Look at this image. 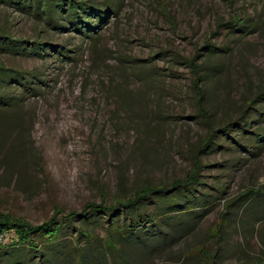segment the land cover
Listing matches in <instances>:
<instances>
[{
  "label": "rangeland",
  "instance_id": "374dc122",
  "mask_svg": "<svg viewBox=\"0 0 264 264\" xmlns=\"http://www.w3.org/2000/svg\"><path fill=\"white\" fill-rule=\"evenodd\" d=\"M78 1L85 11L73 19L45 13L54 0H0L1 33L45 44L42 54L0 47V64L31 72L39 88L3 82L17 104L0 109V212L39 224L121 202L114 221L125 229L155 215L137 239L110 235L113 249L107 215L76 219L72 239L80 228L96 234L82 241L86 264L264 260V139L242 148L264 135V0ZM197 167L199 183L124 206ZM16 239L3 238L0 264L24 262Z\"/></svg>",
  "mask_w": 264,
  "mask_h": 264
},
{
  "label": "trees",
  "instance_id": "16d2710c",
  "mask_svg": "<svg viewBox=\"0 0 264 264\" xmlns=\"http://www.w3.org/2000/svg\"><path fill=\"white\" fill-rule=\"evenodd\" d=\"M83 2L78 0H54L52 4H46V9L44 10L45 13L48 11L52 15H56L57 12H61L64 15L72 16L73 19L77 18L79 19L81 14L78 13V10L81 8L83 11L85 8V4H82ZM78 21L77 23H81L80 20H74ZM80 31L79 29H77ZM40 40L34 39L32 41H26L24 39H14L10 35H4L0 32V47L6 46L7 48L12 47L17 50H20L22 52L27 51V47H30V53H40V50L45 51L44 46L45 44L42 42H39ZM199 59V55L194 56L193 58L189 59L188 62L192 68V71L197 75L196 79L194 80V83L198 85L199 81L201 80V73L199 71V65L197 63V60ZM31 72H19L17 70L7 68L4 65L0 64V109H9V108H16V103L11 105L9 102L6 101V91L5 87L3 85L4 80L9 77H15L14 81L17 82L18 85L23 86L25 89H29L30 91H36L39 89L35 82V76L34 79H31L30 76ZM200 89V88H199ZM204 93L202 90L200 100H204ZM10 99V98H9ZM236 125V124H234ZM233 126V125H232ZM241 129L242 126H240ZM232 128L225 130H220L224 134L228 135L227 131H230ZM237 130V129H235ZM256 134V133H255ZM262 133L257 132L258 138H251V142L248 141L247 144H245L242 148L249 150L250 147H252V144L255 143V146L257 147L258 143L264 139V135L262 136ZM212 133L205 141V145L203 149H206L209 144L212 142V139L214 138ZM259 140V141H258ZM202 150V149H201ZM197 169L194 170V173H191L185 180H179L172 184L171 188L167 186H156V187H150L147 186L139 191H137L134 195H132L129 199L125 200L126 202H123L124 206L126 207L131 205H136L137 202L143 201L147 198H149L152 194L158 193V192H165V193H171L173 191L174 187L181 186L182 184H185L186 186H189L190 183H199V181L196 180L195 175L197 174ZM201 184V183H200ZM182 188V187H181ZM180 192V190H178ZM187 194H190L189 192H186ZM196 194V191L194 192ZM199 193L198 198L202 200L203 202H208V199L205 197L204 194ZM177 192V196H178ZM170 196V195H169ZM172 198V196H170ZM196 198V197H194ZM127 203V204H125ZM208 204V203H207ZM120 203H117L115 205H104L101 203H87L84 208L77 212V211H69V212H63L58 210L55 215L48 220H45L39 224H31L29 221L10 216L8 214H4L0 212V245L2 244L3 238L5 239V236L8 232L13 231L15 235L17 236V239L11 244L13 247H17L19 245L23 246L25 252L22 251L25 255V260L16 262L15 264H49L53 261H57L58 264H86L85 263V249L82 246L83 239H86L88 242L92 241L96 238V234L87 229L80 228L77 230L76 238L72 239V235L74 231L71 230L72 224H74L75 220L78 218H86L89 217L91 214H97V215H107V220L111 224V226L108 227L107 231V238H106V245L110 248H114V243H116L113 239V237H110V235H113V233L120 232L121 234H124L125 236L123 238L130 240L131 238L134 239L136 237H139L140 232L137 231L139 227L143 228L144 234L145 231L148 230V225H154L155 222V215L154 214H148V213H138V219L137 221H133L131 223V227H121L118 226L115 223V216L120 211ZM202 212H204V208L201 209ZM200 210V211H201ZM59 213H61V216L59 217ZM200 214V213H199ZM264 217V216H263ZM264 221V220H263ZM117 227H119V231H117ZM142 234V236H144ZM154 232H152L150 235H153ZM140 236V237H142ZM101 239L100 237H98ZM111 239V240H110ZM137 239V238H136ZM171 241L175 238H169ZM113 243V247L110 245ZM46 248V251H43V249ZM154 249V248H153ZM31 251H34V253H29ZM99 251V249H98ZM103 252V251H101ZM104 258L105 254L101 253ZM38 253V254H37ZM93 255V254H92ZM28 257V259H26ZM61 258V259H58ZM100 255L96 253L95 258L96 259H90L98 261L100 259ZM59 260V261H58ZM54 264V263H52Z\"/></svg>",
  "mask_w": 264,
  "mask_h": 264
},
{
  "label": "crops",
  "instance_id": "0c3cea01",
  "mask_svg": "<svg viewBox=\"0 0 264 264\" xmlns=\"http://www.w3.org/2000/svg\"><path fill=\"white\" fill-rule=\"evenodd\" d=\"M242 264H264V260L259 259V261L253 262V261H250V259H248V260L244 261V263H242Z\"/></svg>",
  "mask_w": 264,
  "mask_h": 264
}]
</instances>
